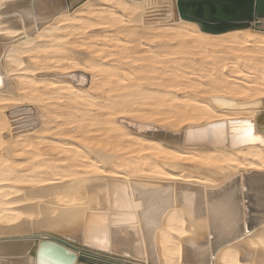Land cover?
<instances>
[{
  "label": "bare ground",
  "instance_id": "1",
  "mask_svg": "<svg viewBox=\"0 0 264 264\" xmlns=\"http://www.w3.org/2000/svg\"><path fill=\"white\" fill-rule=\"evenodd\" d=\"M178 1L0 0V264H264V17Z\"/></svg>",
  "mask_w": 264,
  "mask_h": 264
},
{
  "label": "water",
  "instance_id": "2",
  "mask_svg": "<svg viewBox=\"0 0 264 264\" xmlns=\"http://www.w3.org/2000/svg\"><path fill=\"white\" fill-rule=\"evenodd\" d=\"M177 14L183 19L200 21L203 30L217 33L264 17V0H179L176 17ZM260 116H257V123ZM68 250V247L58 242L42 240L37 258L42 254L53 262L67 264L73 255Z\"/></svg>",
  "mask_w": 264,
  "mask_h": 264
},
{
  "label": "rangeland",
  "instance_id": "3",
  "mask_svg": "<svg viewBox=\"0 0 264 264\" xmlns=\"http://www.w3.org/2000/svg\"><path fill=\"white\" fill-rule=\"evenodd\" d=\"M213 201H214V200H213ZM213 201H212V204L216 202V201H214V202H213ZM235 201H236V198H235ZM85 257H86V258H90V259H92V260H96V261L99 260L98 262H99L100 264H105V263H104L105 261H104L103 259H96V258L91 257V256H85ZM93 258H94V259H93ZM102 261H103V262H102ZM98 262H97L96 264H99Z\"/></svg>",
  "mask_w": 264,
  "mask_h": 264
},
{
  "label": "snow or ice",
  "instance_id": "4",
  "mask_svg": "<svg viewBox=\"0 0 264 264\" xmlns=\"http://www.w3.org/2000/svg\"><path fill=\"white\" fill-rule=\"evenodd\" d=\"M176 5V0H174V6ZM176 19H178L177 17H176ZM196 23H200V21H196Z\"/></svg>",
  "mask_w": 264,
  "mask_h": 264
}]
</instances>
